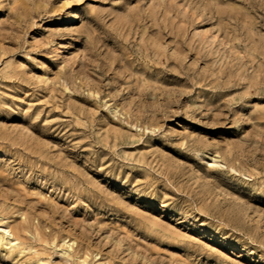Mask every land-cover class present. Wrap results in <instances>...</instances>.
Returning <instances> with one entry per match:
<instances>
[{
  "label": "rangeland",
  "instance_id": "rangeland-1",
  "mask_svg": "<svg viewBox=\"0 0 264 264\" xmlns=\"http://www.w3.org/2000/svg\"><path fill=\"white\" fill-rule=\"evenodd\" d=\"M0 264H264V0H0Z\"/></svg>",
  "mask_w": 264,
  "mask_h": 264
},
{
  "label": "bare ground",
  "instance_id": "bare-ground-1",
  "mask_svg": "<svg viewBox=\"0 0 264 264\" xmlns=\"http://www.w3.org/2000/svg\"><path fill=\"white\" fill-rule=\"evenodd\" d=\"M10 243H12V242H10Z\"/></svg>",
  "mask_w": 264,
  "mask_h": 264
}]
</instances>
